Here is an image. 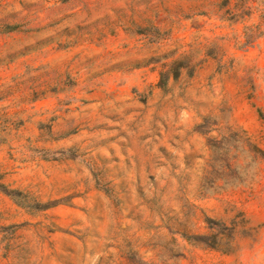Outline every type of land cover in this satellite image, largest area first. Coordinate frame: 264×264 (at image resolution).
Returning a JSON list of instances; mask_svg holds the SVG:
<instances>
[{
	"label": "rangeland",
	"instance_id": "374dc122",
	"mask_svg": "<svg viewBox=\"0 0 264 264\" xmlns=\"http://www.w3.org/2000/svg\"><path fill=\"white\" fill-rule=\"evenodd\" d=\"M0 264H264V0H0Z\"/></svg>",
	"mask_w": 264,
	"mask_h": 264
}]
</instances>
